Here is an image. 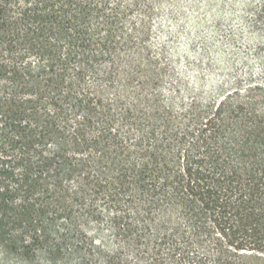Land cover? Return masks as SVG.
<instances>
[{
  "label": "trees",
  "instance_id": "obj_1",
  "mask_svg": "<svg viewBox=\"0 0 264 264\" xmlns=\"http://www.w3.org/2000/svg\"><path fill=\"white\" fill-rule=\"evenodd\" d=\"M0 246L264 264V0H0Z\"/></svg>",
  "mask_w": 264,
  "mask_h": 264
},
{
  "label": "rangeland",
  "instance_id": "obj_2",
  "mask_svg": "<svg viewBox=\"0 0 264 264\" xmlns=\"http://www.w3.org/2000/svg\"><path fill=\"white\" fill-rule=\"evenodd\" d=\"M0 264H47L45 261L27 259L14 253L6 247L0 246Z\"/></svg>",
  "mask_w": 264,
  "mask_h": 264
}]
</instances>
